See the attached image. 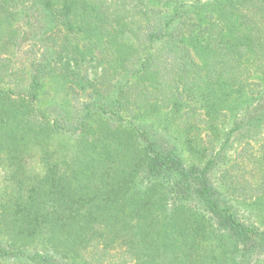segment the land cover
<instances>
[{
    "label": "trees",
    "instance_id": "16d2710c",
    "mask_svg": "<svg viewBox=\"0 0 264 264\" xmlns=\"http://www.w3.org/2000/svg\"><path fill=\"white\" fill-rule=\"evenodd\" d=\"M94 59L115 60L101 73L118 81L107 93L84 64ZM50 74L80 105L78 121H51L35 107ZM224 102L250 127L264 123V0H0V162L15 187L4 226L40 244L33 254L0 245V264H258L264 230L215 189V157L200 150L201 130L213 142L222 136L223 148L229 142L215 123ZM164 109L201 163L187 165L133 121ZM89 128L93 135L69 154L42 141ZM28 136L42 148L41 176L26 171ZM247 156L257 201L264 144Z\"/></svg>",
    "mask_w": 264,
    "mask_h": 264
},
{
    "label": "rangeland",
    "instance_id": "374dc122",
    "mask_svg": "<svg viewBox=\"0 0 264 264\" xmlns=\"http://www.w3.org/2000/svg\"><path fill=\"white\" fill-rule=\"evenodd\" d=\"M122 39L120 42L127 43V36L122 34ZM119 43V42H117ZM121 44V43H119ZM116 48L114 47V50ZM126 50V48H125ZM17 55V54H16ZM106 63H96L98 61L89 60L85 62L86 66L88 65L90 71H94L98 77L97 86L99 87L102 93H107L109 88L112 87L113 83L118 82L116 79H111L110 84L106 78L101 77L103 68H106L107 72H110L114 69L115 60ZM14 68L16 65V58L14 57ZM24 71H28L25 69ZM105 72V71H104ZM28 73H26L24 78L20 77L23 83L26 85ZM14 85V84H12ZM9 85V87H13ZM27 86V85H26ZM64 81L57 77L55 74H50L46 81L43 84V88L39 90L38 100L35 101V107L46 109L48 112L49 119L55 117L58 120L67 121V123H72V120L78 121L79 117L82 115L80 105H77L74 108V101L70 99V96L66 93ZM196 89L194 91L197 95ZM111 94V93H110ZM79 99L86 101L84 93H78ZM189 95L184 94L182 99L184 102L187 101ZM37 102V105H36ZM190 106H197L199 102H191ZM106 104V103H105ZM227 105L226 108L220 110L215 123H218L223 131L230 132L229 142L223 148L222 136H219L214 142V138L211 130L207 132L205 130L199 131V136L201 139L200 150L208 157L213 155L215 157V166L212 168L210 175L215 189L222 194H229L233 196L232 203L234 209L238 213L240 219L246 223L256 225L264 230V192L259 200L249 198L253 194V190L257 185L255 184V178L251 177L248 172L250 169L249 162L247 159L248 154L253 153L258 155L261 152L262 146L264 144V123L258 122L255 126L245 124L243 118V111H239L238 115H232L230 109H228L229 102H224ZM109 106V103H108ZM110 107V106H109ZM198 108V107H197ZM75 109V110H74ZM185 111V110H184ZM253 114H250L252 116ZM170 112L167 109L164 111H150L145 112L141 115H138L133 121L141 128V132H148L150 137L158 141L163 148L169 150L172 154L178 155L181 157L187 165L194 163H201L204 158L196 157V154H191L184 141L185 134L181 132L178 124L170 120ZM92 123L95 127L102 125V119L98 116H93ZM128 121V120H125ZM204 127V126H202ZM223 133V132H222ZM93 135L92 129H87L84 131H77L74 133L70 132H49L42 137V141L47 144L49 150L56 151L59 156L69 154L77 145L87 141L88 138ZM83 141V142H82ZM18 147H20V142L16 141ZM23 143V141H22ZM223 148V149H222ZM24 163L26 162V171L32 176H41L43 174V163L42 159V148L40 149L39 144L32 137L28 136V140L24 147ZM206 149V150H204ZM253 156V155H252ZM11 168L5 163L0 162V245L2 247L11 246L15 250H24L27 253L33 254L36 251H40V247L34 241L31 240H18L14 238L10 232L6 231L4 224L8 222V218L5 215V211H9L11 201L10 198L14 194L15 187L13 184V179L11 178ZM225 171L226 176L222 179L221 174ZM250 183H253L252 186L246 187ZM238 193H244V198L236 199L234 195ZM233 194V195H232ZM8 207V209H7ZM5 217V218H4ZM6 220V221H5ZM17 239V240H16ZM91 259L93 258L90 256ZM4 264H26L23 260H11L10 262H5ZM258 264H264V255H262Z\"/></svg>",
    "mask_w": 264,
    "mask_h": 264
}]
</instances>
